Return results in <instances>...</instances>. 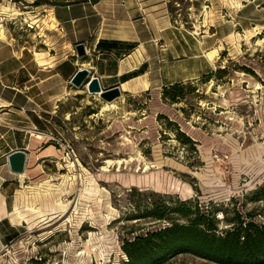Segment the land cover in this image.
Listing matches in <instances>:
<instances>
[{
  "label": "rangeland",
  "instance_id": "rangeland-1",
  "mask_svg": "<svg viewBox=\"0 0 264 264\" xmlns=\"http://www.w3.org/2000/svg\"><path fill=\"white\" fill-rule=\"evenodd\" d=\"M79 1L0 0V40L32 58H69L72 46L49 9ZM156 2L149 90L103 109L108 102L69 81L59 101L45 100L49 112L31 118L24 175L0 185L8 205L0 264H121L124 238L164 224L135 218L152 202H197L215 217L217 234L236 217L264 222V200L251 196L264 186V0ZM197 44L205 56L216 52L213 62L206 57L212 76L182 81V97L170 100L160 83L181 60L161 52ZM168 264L215 263L180 253Z\"/></svg>",
  "mask_w": 264,
  "mask_h": 264
},
{
  "label": "crops",
  "instance_id": "crops-1",
  "mask_svg": "<svg viewBox=\"0 0 264 264\" xmlns=\"http://www.w3.org/2000/svg\"><path fill=\"white\" fill-rule=\"evenodd\" d=\"M49 10L55 16L57 34L72 46L69 58L48 62L42 53L32 58L24 52L25 47L18 49L0 40V185L15 174L9 170L7 154L26 149L30 123L34 124L31 118L40 119L49 112L45 100L59 101L78 68L87 67L103 88L118 85L123 94L147 91L155 83L156 0H80L54 3ZM161 15L167 17L163 9ZM219 33L220 29L213 34ZM77 42L85 44L86 56L76 55ZM197 45L191 51H180V55L172 48L163 49L161 53L180 58L181 66L160 85L195 79L211 71L204 54L207 48ZM167 60L164 56L163 61ZM14 133L20 142L13 141ZM7 210L5 198L0 197V222L6 217L2 211Z\"/></svg>",
  "mask_w": 264,
  "mask_h": 264
},
{
  "label": "trees",
  "instance_id": "trees-1",
  "mask_svg": "<svg viewBox=\"0 0 264 264\" xmlns=\"http://www.w3.org/2000/svg\"><path fill=\"white\" fill-rule=\"evenodd\" d=\"M203 75L205 80L212 76L210 72ZM181 82L164 85L163 94H168L173 101L182 97ZM186 141L192 142L189 138ZM251 196L253 200H264V186L253 191ZM145 217L152 218L154 223L164 221V224L144 227L138 234L124 238L121 249L126 259L121 264H168L180 253L215 264H264V222L236 217L231 228L217 234L213 214L188 199L169 205L152 202L135 216Z\"/></svg>",
  "mask_w": 264,
  "mask_h": 264
},
{
  "label": "water",
  "instance_id": "water-1",
  "mask_svg": "<svg viewBox=\"0 0 264 264\" xmlns=\"http://www.w3.org/2000/svg\"><path fill=\"white\" fill-rule=\"evenodd\" d=\"M74 50L78 57H84L87 54L86 46L83 42L75 43ZM69 81L75 87L84 86L88 93L98 94L102 100L108 103L122 96L123 94L118 85H114L109 88H103L98 77L92 75L91 71L85 67L78 68L71 76ZM26 161V149H15L7 154L8 167L12 173H24Z\"/></svg>",
  "mask_w": 264,
  "mask_h": 264
},
{
  "label": "bare ground",
  "instance_id": "bare-ground-1",
  "mask_svg": "<svg viewBox=\"0 0 264 264\" xmlns=\"http://www.w3.org/2000/svg\"><path fill=\"white\" fill-rule=\"evenodd\" d=\"M2 32H3V25L0 23V37L2 38L3 37V35H2ZM2 40H4V39H2ZM215 55H216V52H215V50H213V51H210V52H207L206 53V57L211 61V62H213L214 61V57H215ZM114 104L113 103H105L103 106H102V108L103 109H106V108H108V107H112ZM120 161V160H119ZM20 176H22V175H24V173H21V174H19ZM19 176V177H20ZM46 181V180H45ZM41 184V183H40ZM48 189V188H47ZM59 204H61V202H59ZM15 208V210H16V212H17V215H18V217H19V219H21V217H22V215L20 214V212L18 211V208L17 207H14ZM33 210V209H32ZM14 211V210H13ZM39 212V211H38ZM13 219V218H12ZM24 222V221H23Z\"/></svg>",
  "mask_w": 264,
  "mask_h": 264
},
{
  "label": "built area",
  "instance_id": "built-area-1",
  "mask_svg": "<svg viewBox=\"0 0 264 264\" xmlns=\"http://www.w3.org/2000/svg\"><path fill=\"white\" fill-rule=\"evenodd\" d=\"M1 20V19H0Z\"/></svg>",
  "mask_w": 264,
  "mask_h": 264
}]
</instances>
